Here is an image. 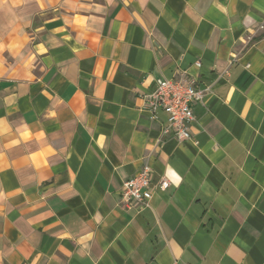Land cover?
Here are the masks:
<instances>
[{"label":"crops","instance_id":"obj_1","mask_svg":"<svg viewBox=\"0 0 264 264\" xmlns=\"http://www.w3.org/2000/svg\"><path fill=\"white\" fill-rule=\"evenodd\" d=\"M184 72L179 141L146 98ZM175 263L264 264V0H0V264Z\"/></svg>","mask_w":264,"mask_h":264},{"label":"built area","instance_id":"obj_2","mask_svg":"<svg viewBox=\"0 0 264 264\" xmlns=\"http://www.w3.org/2000/svg\"><path fill=\"white\" fill-rule=\"evenodd\" d=\"M196 65L201 64L197 62ZM203 98L204 91L198 88L196 78L184 72L179 77L158 79L155 90L146 99L152 113L163 109L168 114V124L162 130L163 136L186 141L192 139L190 125L195 118L193 105L203 101ZM152 176V167L145 164L123 182L120 199L125 208L149 206L153 196ZM169 182L170 180L164 177L159 187L165 189Z\"/></svg>","mask_w":264,"mask_h":264}]
</instances>
